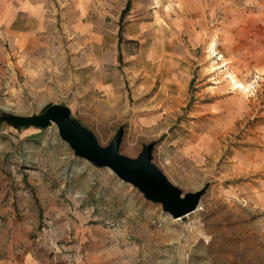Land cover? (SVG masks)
Segmentation results:
<instances>
[{"label":"rangeland","instance_id":"374dc122","mask_svg":"<svg viewBox=\"0 0 264 264\" xmlns=\"http://www.w3.org/2000/svg\"><path fill=\"white\" fill-rule=\"evenodd\" d=\"M54 104L207 190L174 218L56 123L0 121V264H264V0H0V116Z\"/></svg>","mask_w":264,"mask_h":264},{"label":"water","instance_id":"95a60500","mask_svg":"<svg viewBox=\"0 0 264 264\" xmlns=\"http://www.w3.org/2000/svg\"><path fill=\"white\" fill-rule=\"evenodd\" d=\"M0 121H8L16 127L47 128L56 123L62 139L82 157L98 167L112 169L123 181L137 187L147 199L160 203L164 211L174 218L185 216L196 210L201 202L207 186L195 191L184 193L166 174L152 162L154 142L145 145L136 158L120 152L124 136L121 128L107 146L98 141L89 128L72 118L70 109L63 104H54L45 112L35 115H17L3 113Z\"/></svg>","mask_w":264,"mask_h":264},{"label":"bare ground","instance_id":"6f19581e","mask_svg":"<svg viewBox=\"0 0 264 264\" xmlns=\"http://www.w3.org/2000/svg\"><path fill=\"white\" fill-rule=\"evenodd\" d=\"M196 211H197V210H196ZM196 211H195V212H196ZM193 212H194V211H193Z\"/></svg>","mask_w":264,"mask_h":264}]
</instances>
